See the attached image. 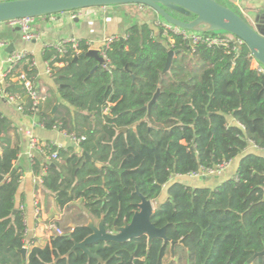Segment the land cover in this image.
I'll list each match as a JSON object with an SVG mask.
<instances>
[{
  "label": "trees",
  "instance_id": "1",
  "mask_svg": "<svg viewBox=\"0 0 264 264\" xmlns=\"http://www.w3.org/2000/svg\"><path fill=\"white\" fill-rule=\"evenodd\" d=\"M216 1L243 17L231 2ZM122 37L101 49L104 64L86 55V40L78 39L77 47L67 41L64 53L57 44L44 49L63 102L53 114L41 104L39 120L85 140L58 150L52 163L34 158L33 169L47 170L42 184L61 207L79 203L110 231L131 221L140 194L155 200L167 186L152 218L167 227V241L142 235L99 242L89 245L96 255L89 257L72 250L92 233L84 222L32 247L23 260L25 213L15 202L22 174L12 173L20 143L0 113V264H247L264 250V72L245 44L192 45L148 23L130 25ZM170 50L175 54L164 72ZM20 72L36 76L29 53L12 70ZM6 83L8 91L23 92L11 75ZM23 105L29 113V100ZM251 143L258 150L245 153L236 174L215 187L169 183L176 175L230 162ZM56 150L49 142L43 156ZM83 151L94 161L84 162ZM250 264H264V256Z\"/></svg>",
  "mask_w": 264,
  "mask_h": 264
},
{
  "label": "crops",
  "instance_id": "2",
  "mask_svg": "<svg viewBox=\"0 0 264 264\" xmlns=\"http://www.w3.org/2000/svg\"><path fill=\"white\" fill-rule=\"evenodd\" d=\"M227 1L231 2L242 14H245L255 26L261 25L264 27V0ZM136 23H148L156 26L158 23H163V20L155 10L139 4L87 7L76 11L37 17L33 29L39 34V38L33 41L24 40L18 26L11 24L9 21L1 22L0 77L8 66V59L11 54L23 52L32 55L37 69L35 82L42 95V109L53 114L54 109L57 110L59 103L63 100L59 96L54 77L47 72V62L43 58L44 49L61 41L79 39L86 40L91 45V49L100 50L106 39L113 36H124L126 29ZM11 45L15 49L13 52L8 51ZM253 65L260 66L255 59H253ZM20 89L23 90L22 87ZM20 94L23 95V102L28 101V98L24 100L26 96L24 90ZM48 99L53 100L51 106L48 105ZM0 113L8 118L12 128L11 136L20 143V152L14 166L22 174V178L15 202L17 209H23L25 213V246L28 249V254L34 246H45L56 233L47 229L50 222H56L63 230L74 226L72 223L68 225L69 227L63 225L62 218L66 216V210L69 209V206L61 207L59 198L42 184V175L47 170L42 168L40 174L34 172L33 160L27 154L30 139L34 136L44 143H63L66 146L73 145L75 147L77 145L73 144L66 133L59 129L39 126L37 124L38 116H32L26 111L19 110L17 105L6 99L0 98ZM257 150L258 148L251 143L244 153L232 160L223 173L210 178H188L187 182H182L193 187H215L236 174L239 161L245 153ZM36 158L43 163H52L40 153H36ZM173 181L176 180L174 179L169 183ZM166 198L167 186H164L157 202H161ZM89 220L95 224L101 221L93 216Z\"/></svg>",
  "mask_w": 264,
  "mask_h": 264
},
{
  "label": "water",
  "instance_id": "3",
  "mask_svg": "<svg viewBox=\"0 0 264 264\" xmlns=\"http://www.w3.org/2000/svg\"><path fill=\"white\" fill-rule=\"evenodd\" d=\"M125 4H139L152 8L163 21L189 31L202 33L230 32L241 40V44L237 42L238 46L247 45L252 58L264 67V27L261 25L253 27L233 9L220 4L216 0H0V23L20 18H37L87 7ZM173 12L179 14V16L173 15ZM190 16H194V18L189 19ZM121 40H123V37H121ZM14 50V46L11 45L8 51L13 52ZM174 54V50L169 51L164 72L169 70ZM86 55L95 58L99 64L106 62L99 49H90ZM18 87L21 88V85ZM158 95L159 91L149 103V110L156 102ZM27 98L26 95L24 100ZM54 111H56V108ZM126 130L127 128H124L121 131ZM82 157H84V162L94 161L92 155L86 151L82 152ZM96 165L102 167L103 163L97 161ZM15 171L14 168L12 173ZM137 193L139 194L138 191ZM140 197L141 201L136 204L137 209L129 223L116 226L112 231L106 228L103 219L97 225L89 223L87 226L92 230V233L83 241L76 243L72 250L81 249L89 257H95L96 255L88 247L99 242L115 241L124 243L142 235H147L149 242L155 238L167 241V227H158L152 221L156 208L152 200L141 194ZM171 244L173 249L175 242ZM27 250L26 246L19 249L23 260L26 259ZM259 256H264V250L254 254L247 264L252 263Z\"/></svg>",
  "mask_w": 264,
  "mask_h": 264
},
{
  "label": "built area",
  "instance_id": "4",
  "mask_svg": "<svg viewBox=\"0 0 264 264\" xmlns=\"http://www.w3.org/2000/svg\"><path fill=\"white\" fill-rule=\"evenodd\" d=\"M144 6V5H142ZM36 18H20V19H15L11 20V24L18 26L21 33L22 37L26 41H33L35 39L39 38V34L33 29V24ZM162 25L165 28V33L167 34L169 31L174 32L178 35H181L183 38L187 39L190 41L192 45L198 44V43H206L209 46L212 45H224V46H229L230 42H234L236 46H238L237 42L241 44V40L235 38V40L222 37V36H214V35H209L207 36V33H202V32H197V31H189L186 29H183L181 27L169 24L165 21L163 23H158L156 25ZM118 38V36H113L105 40L103 49L108 48L112 45V43ZM73 43L74 47H77L78 42L77 40H70ZM67 41H61L56 45V48L60 53L65 52V46L64 44ZM89 48L91 45L88 43ZM101 48V49H102ZM91 49V48H90ZM100 49V54L105 58V51ZM236 49V48H235ZM27 53L23 52H15L10 55L8 59V66L5 69V71L2 73L0 77V98L6 99L12 104L17 105L18 109L21 111H26L23 105V95H21L18 92H11L7 90V83H6V78L11 75L13 80L17 82L19 85H21L22 89L24 90L25 94L28 96V100L30 102V107H29V113L32 116H38L39 108L40 105L42 104V95L41 92L38 90L35 82V77H29L25 72H20V73H12V70L16 63L24 58ZM34 62V59H33ZM47 62V61H46ZM35 64V63H34ZM259 71L264 72V67L263 66H258ZM47 72L52 75V71L49 67V62H47ZM37 124L41 127H45L42 122L38 119ZM57 129V128H56ZM69 140L75 144L79 145L80 142L85 140L84 136H77L75 134H67ZM56 147V151H53L50 155L47 156V160L49 162H52L54 159L58 158V150L66 148V144L63 143H52ZM48 146V143H44L40 141L37 137L32 136L29 142V148L27 151V154L29 158L32 160L36 158V153H40L41 155L46 154V147ZM232 161L230 162H224L214 168H208V169H203L201 168L200 170L193 172L188 175H176L174 176L170 181L172 180H182L184 177L188 178H199V177H208L216 174H221L223 173L231 164ZM47 229L50 231H55L57 234H62L63 230L57 225L56 222H50L47 225Z\"/></svg>",
  "mask_w": 264,
  "mask_h": 264
},
{
  "label": "rangeland",
  "instance_id": "5",
  "mask_svg": "<svg viewBox=\"0 0 264 264\" xmlns=\"http://www.w3.org/2000/svg\"><path fill=\"white\" fill-rule=\"evenodd\" d=\"M115 6V5H113ZM235 10L237 9L236 7L234 8ZM239 11V10H238ZM240 12V11H239ZM241 13V12H240ZM242 14V13H241ZM242 16L246 19V21L252 25L253 27H255V24L245 15V14H242ZM211 35H216V36H222V37H226V38H229V39H232V40H235V36L233 34H231L230 32H227V31H216V32H210ZM219 174H216V175H212V176H208L209 178L210 177H213V176H217ZM188 179V177H184L182 178V180H179V181H186ZM187 182V181H186ZM54 194V193H53ZM152 203L154 205V207H156V204L158 203L157 202V199L155 200H152ZM79 203H76L75 205L69 207V209L66 210V216L62 218V223L64 226L66 227H69L68 225H70V223L72 224H78V223H92L91 220V215L86 212V210H83L82 208H80L79 206ZM87 215H86V214ZM79 215H83V218H80ZM94 221V220H93ZM95 222V221H94ZM99 222V221H98ZM95 224V223H94ZM98 223H96L97 225ZM62 229V228H61ZM63 230V229H62ZM64 231V230H63ZM169 262H170V259H169Z\"/></svg>",
  "mask_w": 264,
  "mask_h": 264
}]
</instances>
